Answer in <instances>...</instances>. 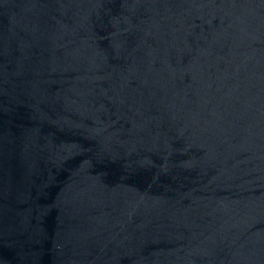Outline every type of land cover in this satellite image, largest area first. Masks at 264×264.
<instances>
[{
    "label": "water",
    "instance_id": "water-1",
    "mask_svg": "<svg viewBox=\"0 0 264 264\" xmlns=\"http://www.w3.org/2000/svg\"><path fill=\"white\" fill-rule=\"evenodd\" d=\"M0 264H264V0H0Z\"/></svg>",
    "mask_w": 264,
    "mask_h": 264
}]
</instances>
